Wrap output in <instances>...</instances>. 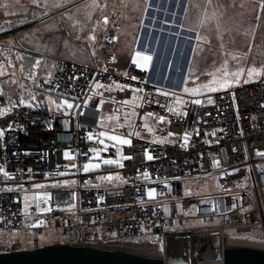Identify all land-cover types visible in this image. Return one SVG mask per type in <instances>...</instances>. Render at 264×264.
<instances>
[{
  "label": "built area",
  "instance_id": "built-area-1",
  "mask_svg": "<svg viewBox=\"0 0 264 264\" xmlns=\"http://www.w3.org/2000/svg\"><path fill=\"white\" fill-rule=\"evenodd\" d=\"M116 27L98 36L90 63L55 58L37 79L40 92L71 100L72 113L18 103L0 83V110H6L0 115V168L8 173H0V235H15L0 241V252L21 249L24 237L29 249L41 247L40 237L55 232L53 244L123 243L161 250L163 257L165 243L178 239L188 242L183 255L193 264L195 238L264 233V156L257 155L264 152V70L257 83L219 91L211 103L200 99L175 114L169 111L174 97L161 94L169 91L150 79L149 65L141 69L131 60L120 66ZM11 36L0 34V41ZM97 83L109 87L97 89ZM104 104L115 118L106 125L99 109ZM101 132L130 143L107 145ZM105 159L118 161L111 166L119 165V182L99 180L109 170L84 171V163ZM67 180L68 187L51 189L49 211L40 217L23 212L25 189Z\"/></svg>",
  "mask_w": 264,
  "mask_h": 264
},
{
  "label": "rangeland",
  "instance_id": "rangeland-1",
  "mask_svg": "<svg viewBox=\"0 0 264 264\" xmlns=\"http://www.w3.org/2000/svg\"><path fill=\"white\" fill-rule=\"evenodd\" d=\"M262 2L264 0H0V34H13L0 42V72L4 73L0 74V81L6 95L15 101L24 104L36 102L49 112L59 111L63 106L67 108V103L73 104L71 100L34 91L32 84L36 73L41 76L47 74L55 58L90 63L93 44L98 36L116 23L115 45L124 61L131 55L133 57L134 52L150 55V76H154L156 68L155 75L158 74L160 79L153 81L175 94L173 109H180V113L193 99L209 103V99L213 100L212 96L219 91L260 81L264 70ZM104 17L108 18L107 25L103 23ZM89 36H94L95 40H89ZM177 42L176 52L171 54ZM152 44H155V49ZM233 56L237 59H233ZM225 62L229 72H241L238 82L229 77L233 81L231 86L216 92L201 88L204 95L196 97L184 91L185 88L208 83L213 75L219 78V70ZM252 68L260 75L249 78L248 70ZM24 85L27 88L24 89ZM177 98L183 103L177 104ZM104 105H109L110 111H113L110 104ZM129 113L126 111L124 115H128L130 121ZM113 116L112 113L104 115L105 125L115 119ZM147 129L151 130V127ZM105 134L103 137L107 145L117 143L108 140L110 134ZM65 152L72 157L70 150ZM93 164H99L98 169L102 172L112 171L99 178L104 184L112 185L120 181L118 164L111 166L99 161ZM73 169L74 164L70 162L68 171L71 173ZM70 184L71 181L67 180L41 183L38 184L41 187L36 185L25 189L23 212L28 214L35 210L36 216L40 217L46 213L42 209H49L51 189L68 187ZM44 196L49 199H35ZM196 223L199 222L192 221L191 225ZM234 232L230 231L231 234ZM244 232L264 240L262 232ZM12 238H15L14 234L0 235V241L5 243L12 241ZM42 239H46V243L55 240V232H47L41 237L38 241L40 245ZM22 241L21 249H29L31 244L26 243L25 237ZM186 243L177 242L172 251L173 244L167 241L166 253L183 255L188 247Z\"/></svg>",
  "mask_w": 264,
  "mask_h": 264
},
{
  "label": "water",
  "instance_id": "water-1",
  "mask_svg": "<svg viewBox=\"0 0 264 264\" xmlns=\"http://www.w3.org/2000/svg\"><path fill=\"white\" fill-rule=\"evenodd\" d=\"M191 243L193 264H222L219 239L195 238ZM0 264H188V259L170 253L161 259V250L123 243H55L0 252ZM223 264H264V249L244 242L228 243L224 245Z\"/></svg>",
  "mask_w": 264,
  "mask_h": 264
},
{
  "label": "snow or ice",
  "instance_id": "snow-or-ice-1",
  "mask_svg": "<svg viewBox=\"0 0 264 264\" xmlns=\"http://www.w3.org/2000/svg\"><path fill=\"white\" fill-rule=\"evenodd\" d=\"M37 6H39V5H37ZM261 8L264 9V2L261 3ZM69 19H71V17H69ZM108 22H109L108 18L104 17L103 23L105 25H107ZM94 31H95V29H93V32ZM88 39L94 41L95 37L94 36H89ZM232 58L233 59H237L235 56H233ZM151 60H152V57L150 55L144 54L142 52H136L134 54V56H133L132 63L136 64L141 69H146L147 66L151 63ZM219 71L221 72V75H220L219 78H217L215 75H213V78L208 83L202 84L200 87H193L191 89L185 88L184 91L186 93H188L189 95L193 96V97H196V96H199V95H204V92L201 91V88L207 89L208 92H216L218 89H225V88L231 86L233 81L230 80L229 77L235 78V80L238 82L239 77L241 75L240 71L229 72L228 68H227V62H225L224 67L222 69H220ZM0 74H4V73L0 72ZM253 75H260V73L257 72L255 68L249 69L248 70L249 78H251ZM132 79H135V77H133ZM13 83H15V81H13ZM104 87H109V86H105V85L100 84V83H97L95 85V88H97V89L104 88ZM116 87L123 89V85L117 84ZM161 94H163L165 96H174L175 95L174 93H168V92H164V93H161ZM176 102H177V104H182L183 103L179 98L176 99ZM211 102H212L211 99H209V103H211ZM53 103H56V102L53 101ZM122 103L127 105L129 103V101L125 100ZM191 103L199 105V104H201V100L200 99H193V100H191ZM57 107H60V105H57ZM66 107L67 108H72L73 105L70 104V103H67ZM5 111L6 110H0V115H3ZM169 111H173V112L179 113L180 109H178V108L177 109H169ZM148 115H149V117H151L153 114L149 113ZM157 119L162 121L163 117H158ZM0 135H3V132H0ZM99 135L100 136H105L106 134L101 132ZM170 135H171V133H170ZM92 139H93V136L89 135L88 136V140L91 141ZM107 139L111 140V141H115V142H117V143H119L121 145H125V144H129L130 143V141L128 139H122V138H120L119 136H116V135H108ZM184 139H185V142H187V139H188L187 135H185ZM100 143L103 144V140H101ZM92 151H94V150H92ZM96 155L99 156V152H97ZM257 155L264 156V152H257ZM64 156H65L66 159H72V157L69 155L68 152H65ZM147 159L151 160V159H153V157L151 155H147ZM103 163L105 165H111V164H114V163H118V161L111 160V159H105V160H103ZM218 164H219V162H217V165ZM99 167H100L99 164H93V163H86V164L83 165V169H84L85 172H88L91 169H96V168H99ZM0 173H3V175L5 177L8 176V173L5 172L4 169H2V168H0ZM8 178L11 179V177H8ZM106 179H111V177H107ZM37 187H41V186L38 185ZM147 195L149 197H153L154 194H153L152 191H149L147 193ZM35 199H37V200L44 199L45 201H47V199H49V198L47 196H44L42 198L41 197H36ZM37 207L39 208V205H37ZM25 211H27V208L25 209ZM41 211L42 212H47V211H49V209L44 208Z\"/></svg>",
  "mask_w": 264,
  "mask_h": 264
},
{
  "label": "bare ground",
  "instance_id": "bare-ground-1",
  "mask_svg": "<svg viewBox=\"0 0 264 264\" xmlns=\"http://www.w3.org/2000/svg\"><path fill=\"white\" fill-rule=\"evenodd\" d=\"M155 36H157L155 33H154ZM153 35V36H154ZM24 203V202H23ZM24 206V205H23ZM41 238V237H40ZM39 241V240H38ZM173 246H172V251L175 250L176 246L177 245V242L181 244H184L182 241L178 240V239H174V240H169ZM219 245H221V247H224V245L228 244V243H232V242H244V243H248V244H251V245H254V246H257L259 248H262L264 249V240H261L260 238L258 237H255V236H252L250 234H246V233H243V234H239V235H230V233H226L224 235H222L220 237V240H219ZM166 244V243H165ZM175 244V245H174ZM27 245V244H26ZM25 246V245H24ZM28 246V245H27ZM167 256L164 255L163 257H161V259H164L165 257ZM178 256H181V255H178Z\"/></svg>",
  "mask_w": 264,
  "mask_h": 264
},
{
  "label": "crops",
  "instance_id": "crops-1",
  "mask_svg": "<svg viewBox=\"0 0 264 264\" xmlns=\"http://www.w3.org/2000/svg\"><path fill=\"white\" fill-rule=\"evenodd\" d=\"M193 16V15H192ZM188 33H190V31H188ZM153 45V48L155 49V44H152ZM115 47H116V45H115ZM115 50L117 51V53H118V57H119V64H120V66L121 67H124V66H126L132 59H133V57H132V55L130 56V57H128L127 58V61H124V57L122 56V55H120V52L117 50V47L115 48ZM136 49H134V51H135ZM172 51H173V49H172ZM172 51H171V54H172ZM134 54H135V52H134ZM91 61H92V56H91ZM155 67H158L157 65H155ZM151 67L149 66V69H150ZM159 68V67H158ZM157 71V69L155 68V70H154V72L155 73H157L156 72ZM155 73H154V76H150V72H149V77H150V79L153 81V80H159L160 79V76L157 74V75H155ZM39 76H41V75H39ZM155 77H158L157 79L155 78ZM166 78H167V75H166ZM169 78V77H168ZM36 103V102H35ZM100 111L103 113V119H104V115L105 116H107V115H109L110 113H111V111H110V107H109V105H104V107L103 106H101L100 108ZM107 124V123H106ZM90 163H95V162H97V161H89ZM46 241V239H42V244L40 245V246H46V245H50V244H53L54 242H55V240H49L50 242H45Z\"/></svg>",
  "mask_w": 264,
  "mask_h": 264
},
{
  "label": "trees",
  "instance_id": "trees-1",
  "mask_svg": "<svg viewBox=\"0 0 264 264\" xmlns=\"http://www.w3.org/2000/svg\"><path fill=\"white\" fill-rule=\"evenodd\" d=\"M1 42V41H0ZM50 72V71H49ZM48 72V73H49ZM36 78H34V83L32 84L33 85V89H34V91L35 90H37L39 93H42V92H40L39 91V89L37 88V86H36V83H37V79L39 78V74L38 73H36ZM0 83H1V81H0ZM20 83H22V81L20 80ZM1 86H2V84H1ZM3 88V87H2ZM23 88L25 89V88H27V86L26 85H24L23 86ZM5 92V91H4ZM6 94V93H5ZM7 96V95H6ZM8 97V96H7ZM8 98H10V97H8ZM11 99V98H10ZM13 100V99H12ZM15 101V100H14ZM16 102H18V101H16ZM18 103H21V101H19ZM28 103V102H27ZM31 103V102H30ZM57 112H59V113H62L63 115H64V113H72V111L70 110H68L67 108H64V106L62 107V108H60L59 109V111H57Z\"/></svg>",
  "mask_w": 264,
  "mask_h": 264
},
{
  "label": "flooded vegetation",
  "instance_id": "flooded-vegetation-1",
  "mask_svg": "<svg viewBox=\"0 0 264 264\" xmlns=\"http://www.w3.org/2000/svg\"><path fill=\"white\" fill-rule=\"evenodd\" d=\"M177 46H178V42H177L176 46L172 48L173 49L172 54L176 52V47Z\"/></svg>",
  "mask_w": 264,
  "mask_h": 264
}]
</instances>
